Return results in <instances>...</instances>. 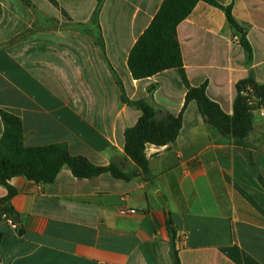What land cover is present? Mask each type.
Instances as JSON below:
<instances>
[{"label": "crops", "instance_id": "crops-1", "mask_svg": "<svg viewBox=\"0 0 264 264\" xmlns=\"http://www.w3.org/2000/svg\"><path fill=\"white\" fill-rule=\"evenodd\" d=\"M27 1L0 0V111L21 119L27 148L65 144L95 166L138 170L124 151V132L141 113L121 96L176 115L186 92L177 70L134 80L128 68L163 0H103L98 11L96 0ZM215 1L247 26L250 68L224 12L204 2L179 24L177 38L189 84L207 81L208 98L232 115L238 81L252 73L264 85V0ZM145 156L150 181L109 173L78 179L67 166L47 185L10 179L18 228L1 220L0 209V264H173L174 252L180 264H264L258 113L246 145L237 147L191 102L178 138L147 144ZM7 194L0 184V199Z\"/></svg>", "mask_w": 264, "mask_h": 264}, {"label": "trees", "instance_id": "trees-1", "mask_svg": "<svg viewBox=\"0 0 264 264\" xmlns=\"http://www.w3.org/2000/svg\"><path fill=\"white\" fill-rule=\"evenodd\" d=\"M97 1V11L103 0ZM27 5L29 1L23 0ZM199 2H204L224 12L226 22L237 34L236 42L246 54L245 65L250 68L253 52L247 40V26L240 25L232 15L231 6H223L215 0H163L149 26L137 39L128 56V68L134 80L151 78L169 70H177L185 88L184 104L176 115L158 110L146 99L129 101L121 96L124 103L138 110L141 115L134 126L124 132V151L136 164L138 170L123 173L115 165L99 167L87 159L72 156L65 144L27 148L23 144L21 119L6 111H0L3 133L0 137V184L8 194L0 199V209L10 217L13 211L9 205L16 191L8 184L14 177H23L41 185L55 181L60 170L67 166L78 179H90L109 173L114 179L129 181L135 176L152 179L145 156V146L162 147L174 142L181 131L183 114L194 102L203 121L216 128L221 136L228 137L237 147H244L253 130L254 113L264 106V85L258 84L252 73L235 85L233 113L227 115L220 106L206 95L207 81L200 86L189 84L184 71L181 48L177 38V27L192 13ZM155 86L147 89L151 96ZM250 164L253 168L251 159ZM253 170V169H252ZM261 181V179H260ZM167 229L174 234L170 216L166 219ZM173 264H180L176 252Z\"/></svg>", "mask_w": 264, "mask_h": 264}, {"label": "built area", "instance_id": "built-area-1", "mask_svg": "<svg viewBox=\"0 0 264 264\" xmlns=\"http://www.w3.org/2000/svg\"><path fill=\"white\" fill-rule=\"evenodd\" d=\"M255 113H258L260 117L264 119V106H261L257 111H255ZM132 213H134L133 210H127V209L120 210L121 215H127ZM1 220H3L5 224L9 226L11 229L17 230L18 228L17 223L7 213H3L1 215Z\"/></svg>", "mask_w": 264, "mask_h": 264}]
</instances>
